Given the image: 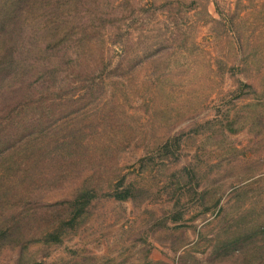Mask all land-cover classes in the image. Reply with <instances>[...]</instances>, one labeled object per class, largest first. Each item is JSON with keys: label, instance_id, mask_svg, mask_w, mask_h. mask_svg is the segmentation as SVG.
Here are the masks:
<instances>
[{"label": "rangeland", "instance_id": "obj_1", "mask_svg": "<svg viewBox=\"0 0 264 264\" xmlns=\"http://www.w3.org/2000/svg\"><path fill=\"white\" fill-rule=\"evenodd\" d=\"M78 10L104 58L58 68L57 126L10 152L29 166L0 159V222L28 215L0 264H264V0Z\"/></svg>", "mask_w": 264, "mask_h": 264}, {"label": "trees", "instance_id": "obj_2", "mask_svg": "<svg viewBox=\"0 0 264 264\" xmlns=\"http://www.w3.org/2000/svg\"><path fill=\"white\" fill-rule=\"evenodd\" d=\"M78 4L79 0H0V139L5 136L0 142L2 163L19 169L29 166L21 158V162L15 161L10 152L17 147L21 150V146L30 143L28 157L31 158L32 148L37 146L39 138L57 126L53 122L58 114L51 108L53 102L64 103L65 99L57 92L61 87L57 83L60 78L58 68L62 65L61 71L66 74L83 70L80 62L86 57L82 54L96 52L97 60L104 58V46L96 37L98 29L89 28L93 26L90 23L94 18L99 20L102 16L84 17L79 14ZM78 14L81 19L77 18ZM73 49L76 56L71 54ZM69 81L68 85L74 82ZM28 109L32 111L30 116H26ZM10 142L17 143L9 145ZM6 155L8 163L4 162ZM22 189L16 192L17 196L27 195L28 188ZM83 191L69 201L73 210L69 224L82 215L96 196L89 188ZM114 195L125 199L130 194L117 192ZM24 219H28V215L9 217L0 222V250L8 243L21 241L28 224Z\"/></svg>", "mask_w": 264, "mask_h": 264}]
</instances>
